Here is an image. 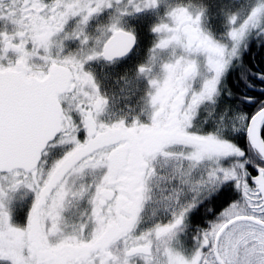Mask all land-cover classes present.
<instances>
[{"label":"snow or ice","instance_id":"snow-or-ice-1","mask_svg":"<svg viewBox=\"0 0 264 264\" xmlns=\"http://www.w3.org/2000/svg\"><path fill=\"white\" fill-rule=\"evenodd\" d=\"M253 42L264 0H0V264H264Z\"/></svg>","mask_w":264,"mask_h":264},{"label":"flooded vegetation","instance_id":"flooded-vegetation-1","mask_svg":"<svg viewBox=\"0 0 264 264\" xmlns=\"http://www.w3.org/2000/svg\"><path fill=\"white\" fill-rule=\"evenodd\" d=\"M148 19H150V17H148ZM150 39H151V37L147 34L146 31H144V30L140 31V33H139V45H138L139 54L134 58L135 60H142L145 57L147 48L150 46ZM125 63L130 64L131 62L125 61ZM93 67L96 68V70L99 74V68L95 65H93ZM109 87H110V89L116 88V90L118 91L119 86H115L114 84L111 83V81H109ZM20 206L21 205L18 203L17 209L13 215V219H14V222L22 224L24 219H25V215H26V211H27V205H25L23 207V209H21Z\"/></svg>","mask_w":264,"mask_h":264},{"label":"trees","instance_id":"trees-1","mask_svg":"<svg viewBox=\"0 0 264 264\" xmlns=\"http://www.w3.org/2000/svg\"><path fill=\"white\" fill-rule=\"evenodd\" d=\"M255 54L256 63L260 65V67H264V47H261L259 50L256 49L255 42H253L251 46V50L248 54L249 60H251L252 54ZM187 243L191 244V235L187 237Z\"/></svg>","mask_w":264,"mask_h":264},{"label":"rangeland","instance_id":"rangeland-1","mask_svg":"<svg viewBox=\"0 0 264 264\" xmlns=\"http://www.w3.org/2000/svg\"><path fill=\"white\" fill-rule=\"evenodd\" d=\"M212 11H213L214 16H215V18L212 19V21H211L212 26H213L214 30L220 32V31L223 30V29L221 28L222 20H221V19L219 18V16H218L217 9L214 8ZM191 243H192V240H191ZM189 245H191V244H189Z\"/></svg>","mask_w":264,"mask_h":264}]
</instances>
